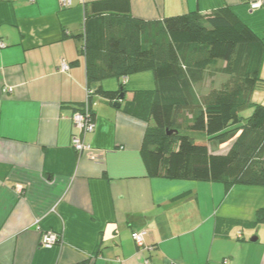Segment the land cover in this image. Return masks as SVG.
<instances>
[{"label":"crops","instance_id":"obj_1","mask_svg":"<svg viewBox=\"0 0 264 264\" xmlns=\"http://www.w3.org/2000/svg\"><path fill=\"white\" fill-rule=\"evenodd\" d=\"M72 1L0 0V264H264V237L238 228L257 227L246 223L264 207V186L227 191L220 182L148 175V122L129 103L156 88L152 71L104 79L103 89L123 87L124 98L117 106L97 96L96 128L85 136L91 149L73 147L71 116L88 89L79 42L96 0ZM256 1L130 3L131 15L146 21L230 7L264 40V4L253 8ZM206 72L218 77L213 88L227 80ZM260 76L253 101L264 105V61ZM137 229H147L145 247L132 238ZM47 231L60 235L50 248L41 245Z\"/></svg>","mask_w":264,"mask_h":264},{"label":"trees","instance_id":"obj_2","mask_svg":"<svg viewBox=\"0 0 264 264\" xmlns=\"http://www.w3.org/2000/svg\"><path fill=\"white\" fill-rule=\"evenodd\" d=\"M84 42L80 54L87 64L93 119L97 96L113 101L124 92L103 89L104 79L154 74L156 88L137 92L127 108L148 122L143 152L149 176L220 182L227 191L235 184L264 186V105L253 101L264 40L230 7L146 21L131 15L130 0H96ZM209 68L223 71L227 80L199 96L194 83ZM247 109L252 112L244 116ZM190 132L232 142L225 153H215ZM259 223L264 207L246 224Z\"/></svg>","mask_w":264,"mask_h":264},{"label":"built area","instance_id":"obj_3","mask_svg":"<svg viewBox=\"0 0 264 264\" xmlns=\"http://www.w3.org/2000/svg\"><path fill=\"white\" fill-rule=\"evenodd\" d=\"M72 0H60L62 8H69L72 6ZM264 4V1H259L252 5L253 8L260 7ZM70 68L69 63L64 62L62 69L68 70ZM4 92H12V87H5ZM92 90L87 89V99L83 105L75 110L71 116L73 122V133H72V145L78 152H84L91 149L90 145L85 142V136L95 131L96 123L92 117V105L90 102V93ZM147 229L135 230L132 232V238L139 247H145V237ZM60 242V236L54 231H47L43 234L41 245L43 247H52ZM227 262V261H226Z\"/></svg>","mask_w":264,"mask_h":264},{"label":"rangeland","instance_id":"obj_4","mask_svg":"<svg viewBox=\"0 0 264 264\" xmlns=\"http://www.w3.org/2000/svg\"><path fill=\"white\" fill-rule=\"evenodd\" d=\"M260 0H258V1H256V3H258ZM255 2H253V3H251V5H253ZM85 48V42H84V40H80V42H79V50H83ZM81 56H83L84 57V55H81ZM85 58V57H84ZM220 70H222L223 69V67H221L220 66V68H219ZM221 72H223V71H221ZM224 73V72H223ZM225 75V74H224ZM215 78H214V77ZM226 77H227V75H226ZM216 79V80H215ZM217 79H218V77L215 75V74H212V72H204L203 74H202V76L198 79V80H196L198 83H199V89L200 90H198V92H197V94L199 95V96H204V95H206V93L208 94L211 90H212V88L214 87V86H216V85H214V84H211V83H215L216 84V81H217ZM215 80V81H214ZM217 84L219 85V86H221V83H219V80H218V82H217ZM210 85H211V87H210ZM196 90V89H195ZM206 90H207V92H206ZM186 114V117H189V114H188V111L187 112H185ZM190 134L192 135V136H194L196 139H198V138H200L201 140H204V141H207V142H209V147H211V149H215V150H223V151H225L227 148H228V145H229V143L232 141V140H230V141H227V142H224V143H219V144H217V142H213V141H211L209 138H208V136H206V135H204V134H200V133H198V132H190ZM203 136V137H202ZM262 154L264 155V148H263V150H262ZM239 228V230H241L243 233H245L246 234V236L248 237L249 236V234H251V233H253V234H255L256 236H260L261 238H263L264 237V223H259L258 225H257V227L256 228H254V229H250V228H241V227H238ZM234 229H237V227L235 226L234 227ZM48 248H50V247H48Z\"/></svg>","mask_w":264,"mask_h":264},{"label":"water","instance_id":"obj_5","mask_svg":"<svg viewBox=\"0 0 264 264\" xmlns=\"http://www.w3.org/2000/svg\"><path fill=\"white\" fill-rule=\"evenodd\" d=\"M123 98H124V93L122 92V93L120 94L119 98L116 100V103H115V104H117V106H120V101H119V99H123ZM169 133H172V131H169ZM252 240H257V237L253 238Z\"/></svg>","mask_w":264,"mask_h":264}]
</instances>
